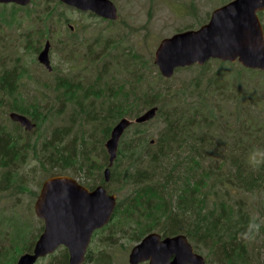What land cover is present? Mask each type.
Segmentation results:
<instances>
[{"label":"trees","instance_id":"trees-1","mask_svg":"<svg viewBox=\"0 0 264 264\" xmlns=\"http://www.w3.org/2000/svg\"><path fill=\"white\" fill-rule=\"evenodd\" d=\"M21 9L12 6L13 11ZM6 16L4 10L0 12V17ZM65 18L64 10L58 11L50 6L42 9L37 19L38 24L42 22L43 25L35 31L37 52L41 51L43 41L52 39L57 25H65ZM70 38V47L63 46L59 39L55 46H63L61 49L67 50V53L78 49L75 38ZM30 42L29 38L27 43ZM115 45L106 41L99 48L102 57ZM91 47L88 46L85 58L95 61L99 59L95 58L98 49L91 50ZM69 55L71 59L76 58L75 53ZM120 56H114L120 74L124 73L122 78H117L118 84L104 81L106 76L111 75L109 69L112 64V61L105 60L96 81L90 85V91L83 86L78 75H61L56 86L58 90H63L59 100L65 97L70 105L79 106L81 110H86L84 98L103 94V90L97 86L107 87L111 103L107 114L95 113L84 119L92 125L98 121L101 126L104 121L108 123L105 129H101L105 141L110 139L113 127L121 119H136L150 108L159 109L154 120L133 124L125 132L109 182L102 176L109 164L105 147L98 152L99 161L93 152L86 154V143L78 152L71 144L68 151L57 146V153H52L48 158L54 168L75 166L82 173H98L108 192L119 197L120 205L110 224L93 235L86 264H117L106 252L105 257H100L101 249L98 247L122 246L124 243H118V240L123 238L134 246L152 232H158L163 237L186 235L195 249L207 253L212 264H264L261 250L254 245L264 236V118L258 120L257 116L259 112H264V102L255 97L246 84L245 72L264 73L240 66L237 76H229L223 72L225 63L213 60L214 66H211V62L199 66L195 77L188 83L179 84L164 78L159 70L153 71L149 61L139 53ZM219 63V69L215 70ZM194 67L178 69L177 72L193 70ZM111 79H115V76H111ZM2 96L0 106L5 105V100H10L8 106L11 110L30 116L38 125L45 119L62 116L67 103H60V108L55 112L43 113L44 108L39 106V101H28L14 92ZM75 113L73 120L81 112ZM158 121L163 123V127L158 136L152 138L147 127ZM55 132L58 134L55 139L67 137L63 131ZM69 132L71 128L68 129V136ZM84 142H87V136ZM48 146L51 147L49 143ZM44 148H47L46 143L39 152L33 147L37 157L40 158L41 152V158L45 157ZM20 155L23 153L19 152L16 137L10 133L4 134V128L0 130V169L15 171ZM253 156L259 162L256 166L249 159ZM41 163L45 164L43 160ZM15 174L4 173V179L12 183ZM12 187L11 184L5 190ZM257 195L261 202L253 208ZM251 223L259 225V232L254 239L248 240L242 234L248 232ZM43 229L44 225L36 234H31L33 239L17 230L14 244L20 241L23 246L19 250L15 249V245L6 247L0 253V263L16 264L22 254L31 253ZM94 246L98 249L95 250ZM58 252L60 255H57ZM57 253L47 257L49 261L44 264H58V259L68 264L67 249L61 248Z\"/></svg>","mask_w":264,"mask_h":264},{"label":"rangeland","instance_id":"rangeland-1","mask_svg":"<svg viewBox=\"0 0 264 264\" xmlns=\"http://www.w3.org/2000/svg\"><path fill=\"white\" fill-rule=\"evenodd\" d=\"M119 12L118 21H114L113 24H109L110 21H105L98 17H92L89 13L84 14L75 9H71L61 3L59 5L58 0H34L32 3L24 9L13 11L12 5L3 6L0 12L6 13V17H0V73L10 71L15 68L19 70V73L24 75L27 79V85H31L32 91L26 98L28 101H39V106L44 108L43 113L55 112L60 108V103H66L65 97L58 99L63 90L57 89V80L61 75L66 76L78 75L81 83L88 91H90V85L94 84L98 72L103 67L105 60L112 61L109 69L110 76H106L104 81L114 84H118L117 78H122L124 73L116 64L115 54L124 56V53L130 54L139 53L143 55L152 70H159L154 64L155 51L164 38L171 37L179 30H185V28L193 27L192 29H198L202 25L206 24L211 17L212 12L229 3L232 0H112ZM55 7L58 11L65 13V20L69 21L71 25L76 27L77 34L69 35L68 26L59 24L55 27L52 39L50 57L53 70L50 72L45 66L41 65L37 58L38 43L35 35L36 28L42 27L43 23L38 24L37 17L42 9L47 7ZM5 8V9H3ZM36 11V12H35ZM34 28V29H33ZM54 28V26H52ZM190 30V29H189ZM75 38L78 43V49L67 53V50H62L63 46L70 47L72 39ZM32 42L27 43L28 39ZM62 40L63 46L56 47L57 41ZM106 41H110V44H116L113 49L104 54L102 57L101 46ZM33 44V47L31 46ZM46 41H43L44 47ZM92 45L93 48L98 49L95 53V61H89L85 58V53H88V46ZM75 53L76 58L71 59L69 54ZM101 56V57H100ZM220 61V60H219ZM211 66L212 61H210ZM222 62V61H220ZM225 63L224 73L229 76H237V70H239V64H233L229 62ZM148 65V66H149ZM219 63L216 65L215 70L219 69ZM193 70H182L176 72L173 78V83L182 84L195 77L200 67L194 65ZM214 66V65H213ZM119 69V70H118ZM261 72V71H260ZM264 73V72H263ZM153 74H156L153 72ZM245 79L247 85L254 93L255 97H259L264 102V74L257 73L251 74L245 72ZM127 75H131L128 73ZM111 76H115V79H111ZM244 76V74H243ZM98 89L103 90V94L99 97L90 96L88 99L84 98V105L86 110H81L79 106H72L68 102L63 108V114L60 117L45 119L41 125L34 122L33 118L27 116L32 123L37 125L36 129L32 132H26L25 129L19 127L13 123L9 117V111L11 109L7 106H0V125L4 128V134H12L16 137L19 147L28 146L31 149L26 157L17 163L15 171L7 170L8 173L15 174L13 176L14 183L13 188L10 191L2 190L0 193V249L12 248L15 245V249L19 250L23 244L15 243L14 238L17 230L23 231L26 236L36 234L42 227L43 221H41L34 212V204L40 193L43 182L51 174H71L75 173L77 179H80L82 173L78 167L71 168H54L52 167L45 157H42V152L37 157L33 147H36V151L39 152L43 148V143L51 133L52 128H71V133L65 143L67 145L75 146L78 144V150L83 149L86 154L93 152L95 157L100 160L99 151L102 147H105L107 141L102 134V127L105 129L108 125L104 121L103 125L100 122L94 123L84 120L87 117H91V114H107L110 107L109 96L107 87L104 85L97 86ZM116 88V87H115ZM83 97L81 98V101ZM7 104H10V100H6ZM4 106V107H2ZM81 112L76 120L75 112ZM258 120L264 118V112H259ZM37 119V118H35ZM72 119V120H71ZM132 119V118H130ZM133 120V119H132ZM163 123L158 121L153 126L149 125L147 129L152 134V138L158 136V132L161 131ZM78 134V136H75ZM87 136V142H84ZM41 160L45 162L43 165ZM101 160L104 162L102 156ZM4 169V168H1ZM0 173V180L2 184H6L7 180L4 179V173ZM84 173V172H83ZM104 173V171H103ZM102 173V176H103ZM86 177V176H85ZM90 179L91 177L89 175ZM254 207L259 206L261 198L257 195L254 197ZM264 218V217H263ZM264 223V219H262ZM124 244L117 246L100 245L101 249L99 256L105 257V252L113 257V260L117 264H130L129 253L132 249V243L127 241L126 238L118 240ZM191 243V242H190ZM192 244V243H191ZM195 248V245L192 244ZM261 250V255L264 259V236L261 237L254 244ZM92 246V244H91ZM94 246V249L97 250ZM197 253L202 255L208 264H212L211 260L207 258L206 252H201L195 249ZM60 255V252L57 253ZM260 256V253L257 254ZM108 257V256H106ZM49 261L39 260L37 264H44ZM58 264H63L60 259L57 260ZM3 264V263H1ZM214 264V263H213Z\"/></svg>","mask_w":264,"mask_h":264},{"label":"water","instance_id":"water-1","mask_svg":"<svg viewBox=\"0 0 264 264\" xmlns=\"http://www.w3.org/2000/svg\"><path fill=\"white\" fill-rule=\"evenodd\" d=\"M69 7L91 12L100 18L117 21L118 8L112 0H60ZM32 0H0V4L30 5ZM264 11V0H232L215 9L208 23L198 29L186 30L160 41L154 64L166 78L174 77L181 68L205 66L211 60L240 63L250 70L264 72V28L259 12ZM51 43L47 41L38 56L40 64L53 70L50 59ZM158 114V107L144 111L135 120L121 119L112 129L106 142L109 166L105 170L110 180L120 141L134 123L144 124ZM12 121L27 131L36 125L26 116L12 113ZM118 205V197L104 186L90 191L76 180L59 176L46 180L35 203V215L44 221V230L31 253L20 256L16 264H37L41 258L53 255L65 247L69 264H85L94 233L108 225ZM130 264H207L195 252L186 235L163 238L153 232L134 246L129 254Z\"/></svg>","mask_w":264,"mask_h":264},{"label":"flooded vegetation","instance_id":"flooded-vegetation-1","mask_svg":"<svg viewBox=\"0 0 264 264\" xmlns=\"http://www.w3.org/2000/svg\"><path fill=\"white\" fill-rule=\"evenodd\" d=\"M32 1H34V0H32ZM259 16H260V18H261V20H262V24H263V26H264V11H262V12H259ZM68 26V29H69V34L70 35H76L77 34V31H76V27L75 26H73V25H71L70 24V22L69 21H66V23H65V25L64 26ZM48 40V39H47ZM50 40V39H49ZM31 46L33 47V44L31 43ZM44 48V47H43ZM43 48L41 49V51L43 50ZM52 48V47H51ZM40 51V52H41ZM39 54V53H38ZM6 72V71H5ZM9 72H13V73H0V97L2 96V95H5V96H9L12 92H14L15 94H17V96H19V97H24V98H27L28 96H29V94L31 93V91H32V86L31 85H27L26 84V82L27 81H32V79H27L26 78V76L24 75V77L22 78V74L21 73H19V70H17V68H15V69H13V70H10ZM2 97H4V96H2ZM6 101V100H5ZM4 106H7V107H9L8 106V104L5 102V105ZM4 106H2V107H4ZM10 108V107H9ZM10 113H9V117H10V119H11V114L12 113H17L16 111H14V110H11V111H9ZM19 114V113H18ZM29 119V118H28ZM11 121H12V119H11ZM13 123H15L16 125H18L19 127H21V128H23V129H25L24 127H22V125L20 124V123H16V122H14L13 121ZM36 127H37V125H36ZM36 127L34 128V129H36ZM2 129H3V126L2 125H0V130L2 131ZM33 129V130H34ZM68 129H70V128H68ZM68 129H65V128H60V127H57V128H55V127H53L52 128V131H51V133L48 135V137H47V139H45V141H44V146H45V143L47 144V148H44V152H45V154H46V158H47V161H48V158H49V156L52 154V153H57V151H58V148H57V146H59L62 150L63 149H66L67 148V151H68V149H69V146L70 145H67V144H65L64 145V143H65V141H66V139H67V137H68ZM32 130V131H33ZM56 130H58V132L57 133H59V132H64L65 133V135L67 136L66 138H62V134H61V138H62V140H58V139H55V136L56 135H58V134H56ZM25 131L26 132H32V131H27L26 129H25ZM70 134L71 133H73L72 131L71 132H69ZM75 136H78V134H75ZM46 140H48V143L50 144V146L51 147H53L55 150L53 151V149L51 148V147H49L48 146V143H47V141ZM72 147H74V148H76V151L78 152V144L76 143V145L75 146H72ZM24 148H29L28 146H25V147H19V152H22L23 153V155H20V157H21V160H23L25 157H26V155H27V153L29 152V151H31V149H24ZM65 151V150H64ZM20 159V158H19ZM49 163V162H48ZM96 163H98V161H96ZM51 166H52V164L51 163H49ZM53 167V166H52ZM71 167H75V166H67V168H71ZM55 168H60L59 166H56ZM106 169H107V167H106ZM105 169V170H106ZM1 170H5V169H0V173H3L4 171H1ZM105 170H104V172H105ZM98 172V171H97ZM5 173H8V171L6 170V172ZM77 174H81L80 175V179H77V177H76V175H75V173H71V174H68V175H65V174H61V173H57V174H51V175H49L48 176V178L46 179V180H48V179H50V178H53V177H59V176H67V177H70V178H72V179H74V180H76L77 181V183L78 184H80V185H82L83 187H86L87 189H89L90 191H93V190H95L98 186H100V185H103V183H102V181H101V178L99 177V175H98V173H77ZM105 173H103V177L105 178V175H104ZM111 174V173H110ZM89 175L91 176V177H93L92 179H90V177H89ZM86 176V177H85ZM110 177H111V175H110ZM45 180V181H46ZM44 181V182H45ZM43 182V183H44ZM14 183H15V181H13L12 180V183H6V184H2V181L0 180V193L2 192V190H5V188L6 187H9L11 184L14 186ZM106 184H104V186H105ZM13 188V187H12ZM41 189H42V187H41ZM6 191H10V190H6ZM40 192H41V190H40ZM40 194V193H39ZM38 197H39V195H38ZM38 197H37V199H38ZM36 199V200H37ZM36 202V201H35ZM35 205V204H34ZM3 251V249H0V253ZM208 263V262H207ZM1 264V263H0Z\"/></svg>","mask_w":264,"mask_h":264},{"label":"clouds","instance_id":"clouds-1","mask_svg":"<svg viewBox=\"0 0 264 264\" xmlns=\"http://www.w3.org/2000/svg\"><path fill=\"white\" fill-rule=\"evenodd\" d=\"M250 162L253 164V166L258 165V161L255 159V157H250ZM259 232V225L255 224V223H251L249 225L248 228V232L246 234H242L246 237V239L248 240H252L255 237V234H257Z\"/></svg>","mask_w":264,"mask_h":264},{"label":"bare ground","instance_id":"bare-ground-1","mask_svg":"<svg viewBox=\"0 0 264 264\" xmlns=\"http://www.w3.org/2000/svg\"><path fill=\"white\" fill-rule=\"evenodd\" d=\"M14 144V143H13ZM10 144L8 143V146H9ZM16 151H18V150H16ZM10 152V151H9ZM13 152V151H12ZM13 154H15V152H13ZM253 193V192H252ZM120 205V204H119ZM119 208V207H118Z\"/></svg>","mask_w":264,"mask_h":264}]
</instances>
